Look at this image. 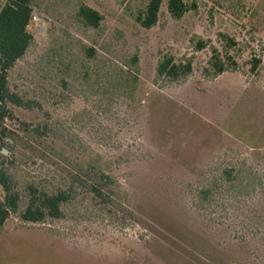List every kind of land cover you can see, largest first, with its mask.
I'll list each match as a JSON object with an SVG mask.
<instances>
[{"label": "rangeland", "instance_id": "obj_1", "mask_svg": "<svg viewBox=\"0 0 264 264\" xmlns=\"http://www.w3.org/2000/svg\"><path fill=\"white\" fill-rule=\"evenodd\" d=\"M147 1H33L31 44L7 72L9 90L30 104L9 106L12 119L2 124L46 125L50 134L23 136L2 149L0 162L20 208L28 186L71 196L59 220L23 224L10 216L0 227V264H264L262 234L235 212L198 211L187 195L207 166L235 157L264 174V0H182L189 10L178 21L161 3L157 23L144 30L133 17ZM79 4L101 15L97 29L77 21ZM218 33L236 41L238 72L207 82L208 48L225 54ZM196 39L209 46L194 51ZM165 53L191 60L182 82L154 83ZM253 56L260 62L249 74ZM208 95L221 115L200 106ZM222 119L237 120L230 133L246 130L249 146L261 148L220 130ZM103 171L116 182L106 207L88 193L89 178H70Z\"/></svg>", "mask_w": 264, "mask_h": 264}, {"label": "trees", "instance_id": "obj_2", "mask_svg": "<svg viewBox=\"0 0 264 264\" xmlns=\"http://www.w3.org/2000/svg\"><path fill=\"white\" fill-rule=\"evenodd\" d=\"M34 0H6L0 3V159L4 157L1 150H8L23 136H35L43 139L48 137L50 130L46 125L19 123L16 130H8L3 126L5 119H12L9 106L28 108L30 102L24 101L17 94L11 92L7 84V72L13 65L24 56L31 44L32 37L27 31L29 23L32 21V5ZM164 4L165 12L172 21H178L189 10L182 0H148L142 10H138L133 17V21L140 28L149 30L157 23L158 13ZM76 19L81 25L89 29H97L102 20L101 15L86 4H79L76 9ZM225 54L210 46L205 61V66L201 70V77L212 82L216 78L225 74L238 72V64L235 54L237 43L234 39L225 34L218 33ZM208 42L196 39L193 49L201 52L207 48ZM230 52L229 55H227ZM88 58L94 55L93 49H85ZM235 53V54H234ZM259 59L250 57L247 61L248 73H254L259 66ZM137 57L130 58V65L137 73ZM127 70L128 67H126ZM192 69V62L189 58L175 59L169 53L160 54L154 67V83H162L165 86L182 82L189 76ZM120 74L126 75L127 71L119 69ZM136 81L135 78H133ZM200 106L205 113L211 115L212 112L222 114L221 105L217 104L213 96L200 97ZM192 104V102H191ZM237 120H221L220 130L232 135V125ZM228 125V127H226ZM222 128V129H221ZM240 130V129H239ZM232 135L236 139H241L246 148L255 150L261 147L249 146V140L245 133ZM21 136V137H20ZM256 152V151H255ZM1 163V162H0ZM0 165V227L10 216H15L23 224H40L43 221L59 220L62 218V206L70 199V191L66 188H56L54 190H38L32 186L25 189L24 206L20 208V194L12 185V181L6 170ZM208 173L197 179L193 188L189 187L187 192L189 202L200 212H209L211 208H216L221 213L227 211L235 212L249 224L252 234H262L264 242V174L249 162L247 157H235L216 164ZM78 170V169H77ZM80 171V170H79ZM80 173V172H79ZM89 173V172H88ZM74 182H79L83 178H89L88 193L93 199L107 206L114 200L113 192L116 188L114 178L103 171L99 174L86 172L79 175H71Z\"/></svg>", "mask_w": 264, "mask_h": 264}, {"label": "water", "instance_id": "obj_3", "mask_svg": "<svg viewBox=\"0 0 264 264\" xmlns=\"http://www.w3.org/2000/svg\"><path fill=\"white\" fill-rule=\"evenodd\" d=\"M1 152L4 154V153H6L4 150H1Z\"/></svg>", "mask_w": 264, "mask_h": 264}, {"label": "built area", "instance_id": "obj_4", "mask_svg": "<svg viewBox=\"0 0 264 264\" xmlns=\"http://www.w3.org/2000/svg\"><path fill=\"white\" fill-rule=\"evenodd\" d=\"M6 0H2V3H4ZM33 17V16H32Z\"/></svg>", "mask_w": 264, "mask_h": 264}]
</instances>
